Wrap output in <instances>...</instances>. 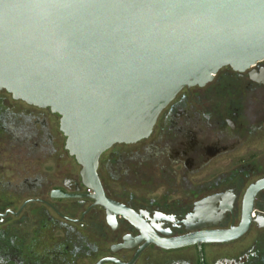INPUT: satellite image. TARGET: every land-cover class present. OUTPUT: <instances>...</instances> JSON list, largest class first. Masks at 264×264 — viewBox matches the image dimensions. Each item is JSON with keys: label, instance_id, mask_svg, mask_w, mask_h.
I'll list each match as a JSON object with an SVG mask.
<instances>
[{"label": "flooded vegetation", "instance_id": "af4514ba", "mask_svg": "<svg viewBox=\"0 0 264 264\" xmlns=\"http://www.w3.org/2000/svg\"><path fill=\"white\" fill-rule=\"evenodd\" d=\"M83 171L57 113L0 90V264H264V60Z\"/></svg>", "mask_w": 264, "mask_h": 264}, {"label": "water", "instance_id": "95a60500", "mask_svg": "<svg viewBox=\"0 0 264 264\" xmlns=\"http://www.w3.org/2000/svg\"><path fill=\"white\" fill-rule=\"evenodd\" d=\"M262 60L264 0H0V90L57 113L86 176L185 87Z\"/></svg>", "mask_w": 264, "mask_h": 264}]
</instances>
